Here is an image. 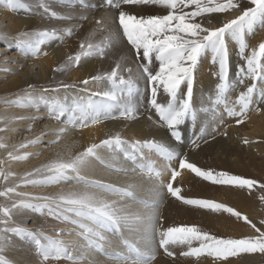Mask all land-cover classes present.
Returning a JSON list of instances; mask_svg holds the SVG:
<instances>
[{
    "label": "snow or ice",
    "instance_id": "snow-or-ice-1",
    "mask_svg": "<svg viewBox=\"0 0 264 264\" xmlns=\"http://www.w3.org/2000/svg\"><path fill=\"white\" fill-rule=\"evenodd\" d=\"M5 6L13 11L28 10L29 5L24 0H4ZM83 3V0H81ZM248 7H241V0H102L100 6L115 10L106 22L104 17L95 21L94 28L79 45V51L68 55L56 68L55 72H65L73 66L81 63L82 58L94 56L104 57L121 39L134 49L137 58V69L143 79L150 86L149 105L158 114V126H163L169 131L174 142L182 141L180 126L189 118L195 120L196 111L192 105L194 74L198 62L204 56L210 55L211 63L217 67L215 73L218 83L214 88V98L209 96L213 110H218L223 105L228 117L236 118L235 123L241 125L248 118V112L254 103V94L257 81H264V42L258 47L251 48L246 36L254 32L257 26L264 28V0H248ZM86 6V5H85ZM129 6H159L166 10L164 14H132L125 10ZM38 7L44 15L50 18L71 19L62 16L52 10L46 0H38ZM191 8V11L185 9ZM238 14L232 19H224L220 26H212L211 19L205 23V17L210 14L230 13ZM199 18V19H197ZM87 19V17H81ZM109 24L115 27H109ZM74 29L69 27L62 30L55 28L43 29L33 32H21L18 34L17 49L25 57H37L47 52L41 51L42 46L51 40H63L65 35H72ZM97 32L105 35L93 42ZM63 33V34H62ZM6 34L0 32V40ZM229 41L237 45V51L243 60L239 66V79L236 83L229 80L230 57ZM121 56L115 62V66L108 72L95 75L81 83L85 86L84 97L69 98L45 97L38 99L47 107L50 119L60 122V126L52 130L55 139L50 144H59L61 140L72 130L84 129L89 125H99L108 120L124 119L135 120L138 116V85L131 75L132 70L127 69L129 75L125 78L122 73ZM158 62V70H153V62ZM107 81L109 89L90 92L87 86L91 82ZM251 81L240 91L235 101L229 104L227 94L230 90L245 81ZM59 82L57 87L44 88V92L59 93L61 89L74 88ZM34 85H28L21 96L5 101L19 108L37 107L36 98L31 90ZM161 91L166 94V103L158 102ZM257 104L264 103V91L260 92ZM238 106V108H237ZM256 111H261L259 107ZM66 117V118H65ZM65 118V119H62ZM34 119L8 114H0V133L8 132L10 125L18 120ZM46 133L34 139L25 138V141L12 145V150L7 151L8 161H26L30 153L16 154L20 149L42 142ZM227 135V132L224 133ZM0 135V149H8ZM248 138L243 139L244 144H249ZM74 145L65 144L62 151L57 152L56 158L46 164L26 171L19 179V183L11 187L0 189V233L11 232L20 238L28 237L34 244L41 264H48L50 260L59 261L62 258L81 264L86 257L74 256L78 249L81 252H100L108 255L115 264H153L156 259L157 244L164 253L175 256L170 251V246L186 245L187 250L181 253L184 257L200 258L207 255L217 259L227 260L240 254L260 253L264 254V231L252 223L248 216L243 215L235 208L225 203L201 198H186L181 195V188L175 187L173 182L180 176V171L171 167L172 161L178 162L180 170H189L196 177L211 182L214 185L232 186L251 193L258 188L264 190V183L243 175L232 174L228 171H217L212 168H202L196 163L189 162L187 154L177 152L169 144L155 138L143 141H128L120 133L110 134L99 143H91L82 151L73 152ZM148 149L168 163L167 171L170 179L163 181L164 170L157 169L154 163H138L145 159L143 149ZM106 151L110 156L119 153L143 171L147 170L149 178L158 181V186L150 191L156 198L152 200L140 199L136 195L139 187L135 183H128L118 187L112 183H105L99 179H92L86 173L93 161L105 163L100 155ZM36 155H39L37 153ZM6 160L0 158V181H7L16 174L5 170ZM110 167V165H108ZM120 171H128L120 169ZM136 172V168L131 169ZM73 179L75 184L67 189H62L53 194H36L19 191L23 186L46 187L55 186ZM162 190L183 204L200 209H209L214 212H224L234 216L237 220H243L258 235L243 238H223L201 230L195 224H181L163 228L160 226L162 217L159 214V206ZM16 197L18 199H14ZM113 197H118L114 199ZM12 200L11 204L6 201ZM133 203H127V201ZM264 201V195L260 196ZM139 205V207H134ZM33 209L41 215L53 217L56 221L72 225L71 228H61L56 231V236L45 235L43 231L30 230L26 227H7L14 209ZM47 210L45 213L44 210ZM264 224V221H261ZM135 233L139 239L136 243L125 238V232ZM63 235L82 239L83 244L77 240H66ZM119 237V242L109 239V236ZM193 241L199 242L194 247ZM138 245H142L138 246ZM123 246L124 251L106 252V247ZM0 264H6L0 260ZM88 264H99L98 261H88Z\"/></svg>",
    "mask_w": 264,
    "mask_h": 264
},
{
    "label": "bare ground",
    "instance_id": "bare-ground-1",
    "mask_svg": "<svg viewBox=\"0 0 264 264\" xmlns=\"http://www.w3.org/2000/svg\"><path fill=\"white\" fill-rule=\"evenodd\" d=\"M24 2L30 6L28 10L13 11L6 8L4 0H0V32L6 34V37L0 40V114L34 117V119L18 120L9 126L12 130L0 133L5 138L4 142L9 145V148L6 150L0 149V157L6 160L5 170L16 174L15 176H11L10 182L13 184L19 183V179L23 173L55 159L57 152L62 151L65 144L74 145L73 152H78L91 143H99L100 140L107 138L110 134L120 133L124 139L130 142L155 138L169 144L177 152L187 154L189 162L196 163L199 167L228 171L232 174L243 175L246 178L257 179L264 183V121L262 118L264 116V103H256L259 100L260 92L264 91V87L257 81V88L254 94L255 103L251 106L255 114L248 116L247 122L237 125L235 123L236 118L228 117L223 105H219L218 110H213L209 96L211 95L214 98V88L218 83L215 75L216 71L213 68L208 72L205 71L203 78L198 79L194 85V100L192 101V105L196 111V118L195 120L189 118L180 126L182 141L179 143L173 141L169 135V131L165 127L158 126L159 117L155 110L152 115L144 117L139 114L138 110L137 119L131 121L113 119L99 125H89L84 129H75L70 131L59 144L48 143L55 139V136L51 133L53 129L60 126V122L48 117L46 105L38 99L41 95L45 97L58 95L61 98L65 96L69 98L84 97L86 95L85 86L81 82L92 76L110 71L121 56L125 57L122 61V72L124 74L129 73L127 69L132 70L131 75L133 76L139 71L137 69V62L132 57V55L134 56V53L132 54V47L127 43L126 39L122 38L120 43L107 52L103 59L99 56L82 58L79 65L71 68L72 71L64 81L66 84L75 85L74 88L61 89L59 93L42 91L44 88H52L54 85L57 86L59 82H62L60 76L55 74L54 69L68 55L79 51L80 43L89 32L97 27L95 24L96 20L104 17L105 21H108L109 16H111L110 9L100 6L102 0H83V3H81V0H46L52 10L62 16L71 17V19H53L46 15L49 17L46 21L40 15L42 9L38 7V0H24ZM125 10L137 15L164 14L166 12L165 9L159 6H129ZM237 14H210L208 19H211L212 26H220L222 20L232 19ZM81 17H87V19H81ZM69 27L74 29L72 35H65L62 41L59 39L51 40L42 46V53L47 52V55L41 54L37 57H25L17 49L16 38L21 32H33L52 28L62 30ZM109 27H115V25L109 24ZM103 35L105 33L97 32L93 42L99 41ZM208 56H204V60ZM229 57V80L232 83H236L239 79L236 71V62L238 57H240L237 48L231 50ZM152 68L153 70H158V62L154 61ZM234 71H236V79L234 78ZM135 79L137 85L138 83H142L139 82L140 79L139 81L138 78ZM250 83L251 81L246 80L244 85L230 90L227 94L229 104L235 101L239 92L244 90L245 86ZM30 84L35 86L31 92L33 97L36 98L37 107L19 108L5 102L15 99L17 94L22 96L24 94L23 90ZM109 87L110 84L107 81H90L87 90L98 92L107 90ZM149 99L150 96L148 97L147 95L144 101L138 100L140 101L138 108L140 105L145 108L149 106ZM167 100L168 97H164L160 103H166ZM257 107L261 111H256ZM221 121H225L224 123L233 126V128H222L221 132L216 134L213 128L215 125L219 127ZM2 126L0 124V127ZM225 132H227V135L224 134ZM41 133H46L42 137V142L30 145L17 152V154H22L23 152L30 153L31 155L26 161H8L5 158L7 151L12 150V145L24 142L25 138L34 139L40 136ZM245 137L252 142L244 144L243 139ZM142 151L145 159L147 155L154 153L146 148ZM37 153L39 155H36ZM100 155L104 158L105 163L101 164L98 161H93L86 173L90 178L99 179L105 183H112L118 187L125 186L128 183H135L139 186L136 189L137 197L145 200L156 198L150 190L158 186V181L154 178H149L148 174L143 175L137 164H133L123 153L110 156L106 151H101ZM140 162L138 161V163ZM159 162L158 166L160 170H164L163 181L167 183L170 179V174L167 171L169 162L163 160H159ZM133 168H136V172L131 171ZM120 169L128 171H120ZM180 173V176L173 182V185L181 188V195L184 197L209 199L225 203L230 207H235L243 215L248 216L253 223L257 224L256 226L261 224L259 218L263 216L260 213V203L256 199L260 198V196L255 197L253 193L249 196L247 190H240L235 187L215 186L209 182H204L201 178L196 177L186 169L180 170ZM74 184L75 181L70 178L67 182L55 186L34 187L22 185L18 190L36 194H53L62 189L72 187ZM113 198L118 199V197ZM171 198L175 197H172L163 190L161 197L158 198L160 200L158 211L162 217L160 226L163 228L181 224H195L201 230L207 231L217 237H221L222 233L247 234L239 225V223L245 222L242 219L237 220L234 216L224 212H214L209 209H200L177 203L176 200L177 204L175 205V202L173 204V199ZM250 198L253 199L251 200ZM14 199L18 198L13 197ZM6 203L11 204L12 200H8ZM127 203L131 204L133 201L129 200ZM134 207H139V205H134ZM44 212L46 213L47 210L45 209ZM16 226L43 231L45 235L52 236H56L57 234L56 231H53L54 229L58 231L61 228L72 227V225L56 221L53 217L46 214L41 215L36 210L22 208L13 210L7 225L9 228ZM63 238L66 240H77L79 244L84 243L82 239L75 235H63ZM125 238L131 240L133 243H136L139 239L135 233H128L127 231L125 232ZM109 239L119 242L120 238L110 235ZM138 246L142 247V245ZM193 246H199V242L193 241ZM153 247L157 253L153 264H227L229 261L228 258L227 260H223L207 255L200 258L184 257L181 253L187 250L186 245L170 246V251L175 252V256L173 257L167 256L157 244H154ZM124 250L123 246L106 247L105 249L109 253ZM79 255L86 257L81 261V264H88V261L92 260L98 261L99 264H115L108 255L100 252H81L78 249L74 252V256ZM0 258L6 264H41V258L36 252L34 242L28 237L20 238L11 232L0 236ZM48 264H72V262L62 258L59 261L50 260Z\"/></svg>",
    "mask_w": 264,
    "mask_h": 264
},
{
    "label": "rangeland",
    "instance_id": "rangeland-1",
    "mask_svg": "<svg viewBox=\"0 0 264 264\" xmlns=\"http://www.w3.org/2000/svg\"><path fill=\"white\" fill-rule=\"evenodd\" d=\"M243 5V6H242ZM249 6V4H248V0H241V7L242 8H244V7H248ZM32 8V7H31ZM192 9L191 8H188V9H185V11H191ZM114 11L115 10H113L112 11V9H110V14L111 15H113L114 14ZM231 14H234V13H238V12H236V11H232V12H230ZM40 15H41V17L43 18V20H48V18L49 17H47L46 15H44L43 13H40ZM47 18V19H46ZM53 19H56V18H53ZM197 19H199V18H197ZM207 19H208V16H206L205 17V23H206V26H207ZM76 30H78V29H76ZM246 40H247V42H248V44H249V49L247 50L248 51V53H250V51H251V48H253V47H258V45L261 43V42H264V31H263V28H261V27H259V26H257L256 27V29L254 30V32L252 33V34H250V35H247L246 36ZM235 48H237V45L234 43V42H231V41H229V55H230V52H231V50L232 49H235ZM132 54L134 53V49H132ZM132 57H133V59H134V61H136L137 62V58L135 57V55L133 56L132 55ZM203 58V59H202ZM201 59H200V61L198 62V65H197V68H196V70H195V74H194V85H195V83L197 82V80L198 79H202L203 78V76H204V74H205V71H209L210 69H212L213 68V70H215L216 72H217V67L216 66H214L212 63H211V58H210V56H208L207 58H205V60H204V57H202ZM101 59H103V57L101 58ZM262 62H264V61H262ZM243 63V60H242V58L241 57H238V59H237V62H236V71H237V73H238V69H239V66L241 65ZM72 70L71 69H69V70H67V71H65V72H56L55 74H57V76L59 75L60 76V78H61V80H62V82L63 83H65V81L64 80H66V78L68 77V75H69V73L71 72ZM236 71H234V78L236 79V77H235V73H236ZM125 78H127L128 77V75H129V73H126V74H124L123 72L121 73ZM135 75V74H134ZM238 75H239V73H238ZM135 76H137V77H135ZM135 76H133L132 75V77L134 78H138V81H139V79H140V81L139 82H142L141 84L140 83H138V92H137V99L138 100H140V101H144L146 98H147V95H148V97L150 96V86L146 83V81L143 79V77H142V75L138 72ZM134 78V79H135ZM145 83H144V82ZM260 82V85L262 86V87H264V81H259ZM257 83V82H256ZM54 87H57V86H55L54 85ZM54 87H52V88H54ZM147 92V93H146ZM141 93V94H140ZM139 95V96H138ZM144 96V97H143ZM238 96V95H237ZM164 97H167L166 96V94H164L162 91H161V93L158 95V102H161V100L164 98ZM233 98H234V96H232ZM194 100V96H193V98H192V101ZM229 100H233V99H229ZM139 101V102H140ZM234 101H232L231 102V104L233 103ZM255 103V102H254ZM254 103H253V105H254ZM141 106V105H140ZM139 106V108H138V110H139V114H141V116H149V115H152V113H153V111H154V109L153 108H151V106L149 105V106H147L146 108L143 106H141L140 107ZM149 107V108H148ZM254 112V110L252 109V108H250V110H249V112H248V116H251L252 114L254 115L255 113H253ZM263 118V121H264V116L262 117ZM225 122V121H224ZM224 122H222L221 121V123H220V126L219 127H217V125H215V127L213 128V131H214V133H216V134H219L220 132H221V129L222 128H225V127H229V128H233V126H231V125H229V124H226V123H224ZM245 122H247L246 120H245ZM244 122V123H245ZM246 126V125H245ZM17 154V153H16ZM1 158V157H0ZM5 158L7 159V153L5 154ZM159 160H163V161H166L163 157H160L158 154H154V153H152V155H147V157H146V159H145V161H141L140 163H154L155 164V166H156V168L157 169H160L159 168ZM171 167H175V168H177L179 171H180V169L178 168V162L177 161H172L171 162ZM140 169V168H139ZM141 170V169H140ZM11 171H12V169H11ZM183 171V170H182ZM189 171V170H188ZM217 171H220V170H217ZM190 172V171H189ZM141 173L144 175V174H147V170L145 169V170H141ZM191 173V172H190ZM11 177H9V179H10ZM9 179L7 180V181H0V189H2L3 187H5V186H7V187H11V186H14L15 184H13L12 182H10L9 181ZM202 179V178H201ZM202 181H204L205 182V180H203L202 179ZM206 182H208V181H206ZM209 183H211V182H209ZM212 184V183H211ZM215 186H221V185H215ZM225 187H232V186H225ZM254 194V196L255 197H259V196H261V195H264V193H263V190H260V189H258V188H256L255 190H253L251 193H249V196L251 195V194ZM0 199H4V198H0ZM171 199H173L172 201H173V204H174V202H175V200H176V202L177 203H182L180 200H178V199H176V198H171ZM244 199H246V198H244ZM251 200L253 199V198H250ZM258 201H259V203H260V207H261V215L263 216L262 218H259L260 219V221H264V201H261L260 200V198H256ZM175 202V205L177 204ZM183 204V203H182ZM181 204V205H182ZM233 208H235V207H233ZM253 223V222H252ZM254 224H256V223H254ZM239 225H240V227L241 228H243L246 232H247V234H238V233H232V234H230V233H222L221 234V237H223V238H243V237H247V236H255V235H258V233H256L255 232V230L253 229V228H251V227H249V225L246 223V222H241V223H239ZM257 225V224H256ZM259 226H257L258 228H260L262 231H264V224L262 225V223L261 224H258ZM5 233L6 234H8L9 232H3V233H0V236H4L5 235ZM238 234V235H237ZM203 258H205V257H203ZM203 258H202V260H203ZM0 260H1V258H0ZM228 263L229 264H264V254H260V253H252V254H240V255H238V256H236V257H229L228 258ZM227 263V264H228Z\"/></svg>",
    "mask_w": 264,
    "mask_h": 264
}]
</instances>
